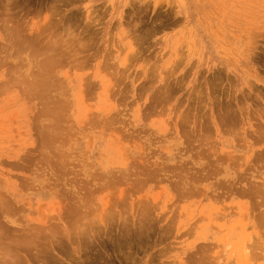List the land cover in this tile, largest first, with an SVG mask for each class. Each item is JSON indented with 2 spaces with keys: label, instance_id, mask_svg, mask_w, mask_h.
<instances>
[{
  "label": "rangeland",
  "instance_id": "374dc122",
  "mask_svg": "<svg viewBox=\"0 0 264 264\" xmlns=\"http://www.w3.org/2000/svg\"><path fill=\"white\" fill-rule=\"evenodd\" d=\"M0 190L18 264H264V0H0Z\"/></svg>",
  "mask_w": 264,
  "mask_h": 264
},
{
  "label": "bare ground",
  "instance_id": "6f19581e",
  "mask_svg": "<svg viewBox=\"0 0 264 264\" xmlns=\"http://www.w3.org/2000/svg\"><path fill=\"white\" fill-rule=\"evenodd\" d=\"M16 34L18 35V32H17V31H16ZM15 39H16V38H15ZM16 40H17V39H16ZM20 43H22V42H20ZM23 44H24V43H23ZM48 63L51 64L50 61H49ZM44 64H45V63H44ZM50 64H49V65H50ZM45 65H46V66L48 65L47 62H46ZM45 65H44V66H45ZM42 66H43V64H42ZM47 67H48V66H47ZM49 67H50V66H49ZM41 75H42V74H41ZM47 75H48V74H47ZM51 75H52V73H51ZM34 78H35V77H34ZM39 78H40V77H39ZM39 78L36 77L37 80H41V81H42V78H40V79H39ZM36 79H35V80L33 79V81H35L36 85H40L39 83H42V82L40 81V82L38 83V81L36 82ZM35 83H34V84H35ZM31 84L33 85V83H31ZM44 85L46 86L47 83H44ZM224 112H225V111H224ZM221 113L223 114V112H221ZM225 114H226V113H225ZM225 114H224V115H225ZM220 115H221V114H220ZM56 116H57V115H56ZM221 117H222V115H221ZM59 118H61V117H59ZM227 118H228V117H227ZM222 120H224V119H222ZM56 121H57V120H56ZM54 124L57 125L58 123H54ZM56 125H55L54 128H56ZM50 127H51V126H50ZM59 127H60V124H59ZM59 127H58V128H59ZM54 128H53V129H54ZM58 128H57V129H58ZM60 129H61V128H59L58 130H60ZM55 131H56V130H55ZM53 134L55 135V132H53ZM56 136H57V135H56ZM1 190H2V188H1ZM1 190H0V191H1ZM75 192H76V191H75ZM4 194H5V193H4ZM74 194H75V193H74ZM74 194H73V195H74ZM0 195H1V194H0ZM2 195H3V194H2ZM2 195L0 196V210L2 209V210H1V211H2V214L4 215V214L6 213V216H13V218H14L13 212H12L11 215H9V213H10L9 211H10V210H12V211L14 210V209L12 208L13 205H11V204H12L11 201H9V198L7 199V197H8V196L6 197L7 194L4 195L6 199H3L4 197L1 198ZM75 195H78V194L76 193ZM75 195H74V196H75ZM78 196H80V195H78ZM72 197H73V196H72ZM73 198L75 199V197H73ZM76 198H79V197L76 196ZM72 200H73V199H72ZM76 200H77V199H76ZM76 200H75V201H76ZM81 200H84V199H81ZM75 201H74L73 203H75L76 206H77V203H76ZM79 201H80V200H77V202H79ZM12 202H13V201H12ZM9 203H10V204H9ZM13 203H14V202H13ZM80 203H82V202H80ZM80 203H79V204H80ZM85 203L87 204V202H85ZM71 204H72V203H71ZM71 204H70V205H71ZM75 204H72V205L74 206ZM82 204H84V202H83ZM82 204H80V205H82ZM8 205H9V206H8ZM84 205H85V204H84ZM84 205H82L83 208H84ZM87 205H88V204H87ZM87 205H86V207H87ZM16 206H17V205H15L14 208H16ZM73 206H72V207H73ZM8 207H9V208H8ZM10 207H11L12 209H11ZM17 208L19 209V207H17ZM74 208H75V206H74ZM80 208H81V207H80ZM87 208H88V207H87ZM7 209H8V211H7ZM70 209H71V208H69V211H68V212H70ZM75 209H76V208H75ZM3 210H4V212H3ZM72 210H73V208H72ZM81 210H82V209H81ZM84 210H87V209H84ZM144 210H147V209H144ZM14 211H15V210H14ZM78 211H80V210H79V208H78V206H77V211H76V212H78ZM82 211H83V210H82ZM15 212H17V211H15ZM68 212H67V214H68L67 216L69 217V216H71L72 214L69 215ZM145 212H146V211H145ZM145 212H144V213H145ZM71 213H72V212H71ZM73 213H75V212H73ZM78 213H81V212H78ZM83 213H84V211H83ZM2 214H1L0 216H2ZM75 214H76V213H75ZM75 214H73V215H75ZM84 214H86V211H85ZM87 214H90V213H88V211H87ZM146 214H147V213H145V215H146ZM78 215H81V216L83 217L82 214H78ZM142 215L144 216L143 213H142ZM147 215H148V214H147ZM75 216H76V215H75ZM88 216H89V215H87V217H88ZM2 217H4V218H1L2 220H3V219H6V218H5V215L2 216ZM85 217H86V216H85ZM79 218H80V220L78 219L77 221H80V222H81V217L79 216ZM147 218H148V217H147ZM1 219H0V246L3 247L1 250H4L5 248H8V247H9L8 245H10L11 243H13L14 241L17 242V241H18V238H22L23 241H26V237H27V236H25V235H24L25 237H22V236H21V235H23L24 230H23V232L21 233V235L19 234L20 236L18 235V237H17V236L13 237V235H14L15 233H13V234L11 233V234H12V237L8 235L9 231H10L11 229H13V226H11V229H10V230L8 231V233L6 234V229L3 228V226L5 225V223H3V222H5V221L1 222ZM10 219H11V218H10ZM68 219H69V218H68ZM71 219H74V218L72 217ZM76 219H77V217H76ZM141 219H143V218H140V220H141ZM144 219H145V217H144ZM14 220H15V219H14ZM125 220H127V219H125ZM140 220H139V222H140ZM69 221H70V220H69ZM74 221H75V223H76V220H74ZM74 221H73V222H74ZM130 221H131V220H130ZM15 222L17 223V221H15ZM15 222H14V223H15ZM65 222H66V221H65ZM71 222H72V221H71ZM73 222H72V223H73ZM136 222H137V220H136ZM141 222H143V221H141ZM145 222H146V221H145ZM150 222H152V221H150ZM1 223H3L4 225H2ZM12 223H13V222H12ZM14 223H13V224H14ZM72 223H71V224H72ZM123 223H125V222H123ZM131 223H132V222H131ZM131 223L129 222V224H131ZM148 223H149V222H147V224H148ZM13 224H11V225H13ZM67 224H68V226L70 225V223H67ZM80 224H81V223H80ZM82 224H83V222H82ZM85 224H86V223H85ZM87 224L89 225V223H87ZM126 224H128V223H126ZM126 224H125V225H126ZM137 224H138V222H137ZM140 224H141V223H140ZM151 224H152V223H151ZM7 225H9V224H7ZM75 225L77 226V224H75ZM121 225H123V224L121 223ZM138 225H139V224H138ZM138 225H137V226H138ZM141 225H142V224H141ZM18 226H19V225H17L16 227H18ZM26 226L29 228L28 225H26ZM70 226H72V225H70ZM70 226H69V228H71ZM92 226H93V225H92ZM126 226H127V225H126ZM129 226H130V225H129ZM4 227H5V226H4ZM27 227H24V228H23V226H22V228L25 229V232H26V229L28 230ZM45 227H46V226H45ZM45 227H44V228H45ZM47 227H48V226H47ZM81 227H83V226H81ZM122 227H123V226H122ZM145 227H146V226H145ZM145 227H144V228H145ZM6 228H7V227H6ZM32 228L34 229L33 231H35V228H38V227H33V225H32ZM32 228L30 227V229H32ZM42 228H43V227H42ZM44 228H43V230H44ZM74 228H75V226H74ZM87 228L90 229L89 226H87ZM87 228H86V229H87ZM93 228H94V227H93ZM97 228H98V227H97ZM97 228H96V230H97ZM141 228H142V227H141ZM147 228H148V227H147ZM16 229H17V228H16ZM18 229H19V230H18V232H19L21 229H20V227H19ZM48 229H49V228H48ZM81 229H82V228H81ZM110 229H111V228H110ZM122 229H123V228H122ZM124 229H125V228H124ZM124 229H123V230H124ZM126 229H127V228H126ZM135 229H136V228H135ZM4 230H5V231H4ZM38 230H39V228L36 230V232H37ZM43 230H41V231H42V234H43ZM45 230L47 231L46 228H45ZM45 230H44V231H45ZM75 230H76V228H75ZM145 230H147V229L145 228ZM162 230H163V229H162ZM21 231H22V230H21ZM29 231H31V230H29ZM29 231H28V232H29ZM41 231H39V232H41ZM46 231L44 232V233H45L44 236H47L46 233H47V234L49 233V232H46ZM78 231H79V230H78ZM82 231H83V230H81V233H82ZM84 231L87 232V233L90 232V231H88V229H87V230H84ZM84 231H83V233H84ZM92 231H93V230H92ZM98 231L100 232V230H98ZM109 231H110V230H109ZM128 231H129V230H128ZM143 231H144V229H143ZM143 231H142V232H143ZM10 232H11V231H10ZM31 232H32V231H31ZM31 232H29V233H31ZM39 232H37V236H36V234H35V236L38 237V238L41 236V240H42V239H43V238H42V235H39V236H38V233H39ZM50 232H51V231H50ZM53 232H54V231H53ZM93 232H94V231H93ZM120 232H121V231H120ZM126 232H127V231H126ZM149 232H150V231H149ZM19 233H20V232H19ZM32 233H33V232H32ZM32 233H31V234H32ZM95 233H97V232H95ZM107 233H108V232H107ZM146 233H147V232H146ZM27 234H28V233H27ZM31 234H30V235H31ZM111 234H112V233H111ZM121 234H122V233H121ZM33 235H34V234L31 235V236H32V240H33ZM48 235H49V234H48ZM86 235H87V234H86ZM88 235H89V234H88ZM90 235H92L91 232H90ZM108 235H109V234H108ZM108 235H107V236H108ZM147 235H148V233H147ZM147 235H146V236H147ZM8 236H9V239H11V238H15V239H14V240H13V239H12V240H9V239H7ZM52 236H53V234H52ZM110 236H111V235H110ZM110 236H109V237H110ZM112 236H113V235H112ZM112 236H111V237H112ZM132 236H133V235H132ZM146 236H145V237H146ZM10 237H11V238H10ZM28 237L30 238V236H28ZM92 237H93V236H92ZM135 237H136V236H135ZM16 238H17V240H16ZM50 238H51V237H50ZM50 238H49V239H50ZM24 239H25V240H24ZM47 239H48V238H47ZM8 240H9L10 242H11V241H13V242L10 243ZM20 240H21V239H20ZM20 240H19V241H20ZM32 240L30 239V241H32ZM36 240H37V239H35V241H36ZM38 240H40V238H39ZM44 240H46V237H45V239H43V241H44ZM131 240H132V239H131ZM131 240H130V241H131ZM23 241H22V243H23ZM27 241H28V243L30 242L29 239H28ZM35 241H34V243H35ZM93 241H94V240L92 239V241H91L92 243H90V244H94ZM142 241H143V240H142ZM144 241H145V240H144ZM32 242H33V241H32ZM59 242H63V241L61 240V241H59ZM59 242H58L57 244H59ZM20 243H21V242H20ZM20 243H18V246H20V245H19ZM22 243H21V244H22ZM25 243H26V242H25ZM25 243H24V244H25ZM34 243H33V244H34ZM38 243H39V242H38ZM38 243H35V244L38 245ZM45 243L47 244V242H45ZM141 243H142V242H141ZM30 244H31V243H30ZM33 244H32V245H33ZM39 244H40V243H39ZM49 244H50V243H49ZM62 244H64V243H62ZM62 244H61V245H62ZM2 245H4V246H2ZM5 245H6L7 247H6ZM16 245H17V243H16ZM22 245H23V244H22ZM27 245H28V244H25V245H23V246H27ZM47 245H48V244H47ZM108 245H109V244H108ZM14 246H15V244H13V245L11 246V248H8V249L4 250V253H3V254H2L1 251H0V254H2V256H3V255L8 254L9 252L12 251V252L10 253V254L12 255L13 250H14V249H12V247H14ZM18 246H17V247H18ZM23 246H20L21 249H22ZM30 246H31V245H30ZM30 246H27V247L30 248ZM39 246H41V245H39ZM48 246H50V245H48ZM57 246H58V245H57ZM63 246H64V245H62V247H63ZM86 246H87V245H86ZM93 246L95 247V245H93ZM109 246H110V245H109ZM121 246H122V245H121ZM17 247H16V248H17ZM27 247H26V248H27ZM32 247L34 248V245H33ZM32 247H31V248H32ZM35 247H37V246L35 245ZM60 247H61V246H60V244H59V248H60ZM91 247H92V246H91ZM105 247H106V246H105ZM16 248H15V249H16ZM23 248H24V247H23ZM26 248H25V249H26ZM31 248H30V249H31ZM33 248H32L31 251H32V253H33V254H32V255H33V258L35 257L34 260H35L36 258L40 259L39 257H41V256L39 255V257H38V256L36 257V255H35L34 252H33ZM37 248L39 249V247H37ZM37 248H36V250H37ZM43 248H44L43 246L40 247V249H43ZM59 248H58V249H59ZM64 248H65V247H64ZM64 248H63V249H64ZM87 248H88V247H87ZM89 248H90V247H89ZM103 248H104V247H103ZM10 249H12V250L7 252V250H10ZM17 249H18V248H17ZM25 249H24V251H26ZM45 249H47V248H45ZM61 249H62V248H61ZM63 249H62V250H63ZM93 249H94V248H93ZM34 250H35V249H34ZM62 250H60V251L62 252ZM111 250H112V249H111ZM5 251H6L7 253H6ZM14 251H15V250H14ZM17 251H18V250H16V252H17ZM28 251L30 252L29 249H28ZM38 251H39V250H38ZM44 251H45V250H44ZM48 251H50V250L48 249ZM96 251H97V250H96ZM66 252H67V251H66ZM23 253H24V252H23ZM26 253L28 254V252H26ZM39 253H40V252H39ZM49 253H50V252H49ZM63 253H64V251H63ZM27 254H26V255H27ZM37 254H38V253H37ZM40 254H41V253H40ZM44 254H46V255L48 256V253H44ZM89 254H90V253H89ZM17 255H20V254H17ZM17 255H16L15 253H13V256L16 257ZM34 255H35V256H34ZM42 255H43V254H42ZM2 256H0L1 261L3 260L2 258H6V255L3 256V257H2ZM7 256H8V257H7L8 260H11V259H12V260L10 261V263L13 262L14 260H16V259L18 258V257H17V258H14L13 256L11 257V256H9V254H8ZM28 256L31 257V255H28ZM9 257H10L11 259H9ZM45 257H46V256H45ZM50 257H51V255H50ZM7 258H6V260H3L2 262L0 261L1 264H2V263L4 264V261H7V262L9 263V261L7 260ZM19 258L21 259L22 257H19ZM19 258H18V260H19ZM24 258H26V257L24 256ZM48 258H49V257H48ZM56 258H57V257H55L54 259H56ZM13 259H14V260H13ZM22 259H23V258H22ZM22 259L19 260V261H22ZM29 259L31 260V258H29ZM38 259H37V261H38ZM41 259H42V258H41ZM43 260H46V264H47V259H43ZM43 260H42V262H44ZM51 260H52V258H51ZM19 261L16 260L17 264H18ZM23 261L25 262V261H27V259H26V260L23 259ZM23 261H22V262H23ZM32 261H33V260H32ZM32 261H31V262H32ZM35 261H36V260H35ZM40 261H41V260H40ZM106 261H107V260H106ZM198 261H199V260H198ZM24 262H23V263H24ZM38 262H39V261H38ZM50 262H51V261H50ZM55 262H57V261H55ZM14 263H15V261H14ZM14 263H12V264H14ZM25 263H26V262H25ZM27 263H28V262H27ZM35 263H36V262H35ZM44 263H45V262H44ZM52 263H53V261H52ZM52 263H51V264H52ZM15 264H16V263H15ZM39 264H40V262H39ZM49 264H50V263H49Z\"/></svg>",
  "mask_w": 264,
  "mask_h": 264
}]
</instances>
